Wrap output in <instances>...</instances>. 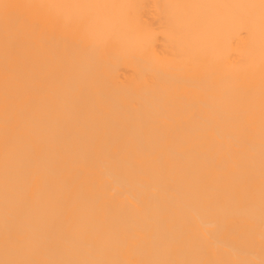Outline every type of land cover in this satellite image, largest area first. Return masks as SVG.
<instances>
[{"label":"bare ground","instance_id":"1","mask_svg":"<svg viewBox=\"0 0 264 264\" xmlns=\"http://www.w3.org/2000/svg\"><path fill=\"white\" fill-rule=\"evenodd\" d=\"M0 264H264V0H0Z\"/></svg>","mask_w":264,"mask_h":264}]
</instances>
